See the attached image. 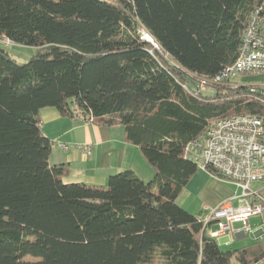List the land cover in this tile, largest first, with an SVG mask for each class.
Listing matches in <instances>:
<instances>
[{
  "label": "trees",
  "instance_id": "trees-1",
  "mask_svg": "<svg viewBox=\"0 0 264 264\" xmlns=\"http://www.w3.org/2000/svg\"><path fill=\"white\" fill-rule=\"evenodd\" d=\"M263 3L0 0V40L35 48L18 63L0 47V264H253L264 256V239L221 250L176 203L199 169L184 154L190 141L224 118L264 119L246 86L213 81ZM49 107L120 126L153 177L126 169L104 186L64 182L68 167L49 163L41 128Z\"/></svg>",
  "mask_w": 264,
  "mask_h": 264
},
{
  "label": "built area",
  "instance_id": "built-area-1",
  "mask_svg": "<svg viewBox=\"0 0 264 264\" xmlns=\"http://www.w3.org/2000/svg\"><path fill=\"white\" fill-rule=\"evenodd\" d=\"M144 38L150 40L147 33ZM264 73V3L251 12L243 30L239 51L234 62L225 67L213 81H234L244 75ZM209 82L200 79L199 89L206 90ZM246 86L249 95L264 104V84H238ZM64 149L67 146L63 145ZM79 148L89 150V146ZM185 156L205 169L212 167L220 178L242 189L245 206L233 208L223 202L212 208L203 221L205 232L225 244L235 235L247 236L252 228L249 218L260 216L264 224V119L252 115H238L218 120L202 136L190 141ZM257 184L256 189L251 185ZM239 224L238 226H236ZM211 225L214 228H211ZM262 230V229H261ZM263 231V230H262ZM253 264H264V256Z\"/></svg>",
  "mask_w": 264,
  "mask_h": 264
},
{
  "label": "crops",
  "instance_id": "crops-1",
  "mask_svg": "<svg viewBox=\"0 0 264 264\" xmlns=\"http://www.w3.org/2000/svg\"><path fill=\"white\" fill-rule=\"evenodd\" d=\"M39 117L42 131L51 143L49 163L66 164L68 173L63 177L66 182L81 181L104 186L110 174L126 169L134 171L143 180L153 177V170L141 158L138 148L124 142L120 126L100 127L81 118L63 117L51 107L41 109ZM62 144L67 148L64 149ZM85 145L89 146V150L79 148ZM232 186L235 185L199 168L177 197L176 203L204 220L212 208L223 202H228L233 208L246 205L247 201L242 200L241 194L233 193ZM235 199L240 204L237 207L232 205ZM196 200L201 203L200 209L194 206ZM261 223V217L253 223L256 227L252 234L255 239L263 240L264 228L260 226ZM250 226L252 228L253 225ZM211 228L214 226L211 225ZM244 237L235 235L228 244ZM225 240L222 238L218 242L225 244Z\"/></svg>",
  "mask_w": 264,
  "mask_h": 264
},
{
  "label": "rangeland",
  "instance_id": "rangeland-1",
  "mask_svg": "<svg viewBox=\"0 0 264 264\" xmlns=\"http://www.w3.org/2000/svg\"><path fill=\"white\" fill-rule=\"evenodd\" d=\"M0 47L3 48L9 54L10 58H12L13 60H15L18 63H26L35 53V48L32 47V46L15 44V43H12V42H9V41H6V40H0ZM234 81L237 82L238 84H256V85L257 84H264V73L239 76V77L235 78ZM203 92L209 93V87L206 88V90H204ZM119 131H120V133L122 132V128L121 127H119ZM112 174H114V173H112ZM112 174H110V175H112ZM148 180H150V179H146L144 181H148ZM63 181L66 182L67 180L63 179ZM251 187L256 189L258 187V185L254 184V185H251ZM232 191H233V193L235 195H240L242 193V189L237 187L236 185L232 186ZM232 205L234 207H237L240 204L235 199L234 201H232ZM194 206H195V208H199L200 209L201 208V203L198 200H196V201H194ZM259 219H260L259 216H253V217L250 218L249 222L253 226H252V231H251V233L248 234V236H246V237H244V238H242L240 240L234 241L231 244L219 243L218 240H217L220 249L223 250V251H226V250H229V249H236V248H239V247H241L243 245H247V244L252 243L255 240V238H254L252 233H254V228L256 227L253 223H255ZM238 225L239 224H237L236 226H238ZM260 226H262L264 228V224L263 223H261ZM25 259H27V260H36V259H34L32 257H29V256H27Z\"/></svg>",
  "mask_w": 264,
  "mask_h": 264
},
{
  "label": "water",
  "instance_id": "water-1",
  "mask_svg": "<svg viewBox=\"0 0 264 264\" xmlns=\"http://www.w3.org/2000/svg\"><path fill=\"white\" fill-rule=\"evenodd\" d=\"M150 38V37H149ZM151 43H153V41H152V39L150 38V40H149Z\"/></svg>",
  "mask_w": 264,
  "mask_h": 264
}]
</instances>
